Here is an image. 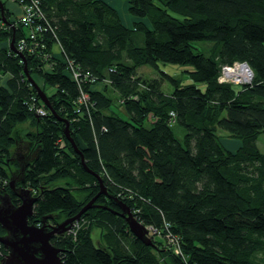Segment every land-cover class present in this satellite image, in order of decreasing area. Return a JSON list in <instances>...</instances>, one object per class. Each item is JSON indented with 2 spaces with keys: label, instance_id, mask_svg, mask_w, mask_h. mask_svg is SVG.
Instances as JSON below:
<instances>
[{
  "label": "trees",
  "instance_id": "16d2710c",
  "mask_svg": "<svg viewBox=\"0 0 264 264\" xmlns=\"http://www.w3.org/2000/svg\"><path fill=\"white\" fill-rule=\"evenodd\" d=\"M0 2L6 19L0 18V42L14 39L17 50L25 41L22 51L0 46V190L19 205L9 181L29 189L37 201L28 223L37 226L43 216L75 215L96 195L98 179L63 134L67 121L83 162L107 192L69 232L51 238L61 262L258 264L254 256L264 253V151L257 143L264 135V0H126L135 19L129 25L106 0ZM8 2L29 6L34 39L25 38L19 19L8 20ZM199 44L210 45L209 53ZM235 62L251 69L249 84L218 81L221 69ZM162 63L191 66L184 71L190 82L161 71ZM142 66L157 77L140 75ZM28 119L38 127L35 148L13 174V127ZM221 132L239 141L236 150L220 143ZM59 179L67 183L53 185ZM77 187L87 192L84 202L72 193ZM111 197L152 229L153 245L130 232ZM91 224L105 231L104 243L94 244ZM0 251L1 262L7 250L0 245Z\"/></svg>",
  "mask_w": 264,
  "mask_h": 264
},
{
  "label": "water",
  "instance_id": "95a60500",
  "mask_svg": "<svg viewBox=\"0 0 264 264\" xmlns=\"http://www.w3.org/2000/svg\"><path fill=\"white\" fill-rule=\"evenodd\" d=\"M0 8V18L4 22L6 19L3 16L1 2ZM9 47L11 51L17 52L14 46V39L11 40ZM24 73L43 104L50 107L45 93L33 81L26 68H24ZM63 134L73 147L75 153L80 156L85 171L92 175L94 174L98 179L99 191L75 215L62 220L56 225H48L46 223V220L51 218V215L43 216L41 218V225L37 226L28 223V219L32 216L33 206L37 201V197L32 195L29 189L17 187L15 180H10V192L19 199L20 203L19 205H14L10 194L8 192H1L0 190V228L4 231V234H0V245L7 250V253L1 260V264H63L59 257L60 250L50 244L51 238L54 235H60L68 231L71 224L77 221L87 210L99 207V205L95 204V200L99 195H107L101 178L91 172L83 162L82 153L69 133L67 121H65ZM15 140L11 158L17 159L19 162L20 156L22 157V155L26 154V151H32L35 148V142L23 140L21 137H16ZM26 164L27 161L24 162V165ZM112 199L119 207V211H116V213L124 218L130 232L145 245H153L148 236V229L133 217L130 208L116 198Z\"/></svg>",
  "mask_w": 264,
  "mask_h": 264
},
{
  "label": "rangeland",
  "instance_id": "374dc122",
  "mask_svg": "<svg viewBox=\"0 0 264 264\" xmlns=\"http://www.w3.org/2000/svg\"><path fill=\"white\" fill-rule=\"evenodd\" d=\"M107 1H108V3L111 4V6H113L117 10L118 15L120 16L122 22L125 25H129V23H128L129 15L126 11V2H125L126 0H107ZM21 12H22V8H21ZM21 16L22 15H20L17 19H19ZM0 45H3L2 47H7V48L9 46L8 42H6V41L0 42ZM197 46H198V49L201 50L202 52H204L206 54L209 53L208 50L210 48V45H208V44L200 45L199 44ZM159 69L163 72L170 74V75L181 78L182 82H184V83L190 82L189 78L187 77L186 73L184 72L186 70L189 71L192 69V67L189 65H174V64L162 63V64H159ZM139 73H140V75H142L146 78H153L154 76L157 77V75H158V73L155 72V70H153L149 67H146V66L140 67ZM104 88H106V87H104ZM48 92L51 93V91L49 89H48ZM110 93L112 94L111 91H110ZM111 97H114V96H111ZM112 109H113V111L117 112L119 109H121V107H117L116 103H114V107H112ZM122 117H123V115H122ZM172 128H173V132L175 133V136L179 140H182L183 135H184L183 129L179 128L176 125L173 126ZM37 131H38V127L35 125V123L31 119H28L25 122L17 123L13 127V134L12 135H13L14 139L16 137H21L23 140L35 142L34 141V134ZM218 138L220 140V143H222L225 146V148L230 150V151L236 150L240 144L239 141L232 139L230 136H228V134H226L224 132L218 133ZM257 143H258V146L261 149V151H264V135L259 136ZM60 145L61 146L65 145L63 138H60ZM12 147L10 149L11 155H12ZM17 163H18L17 159H13L12 166H11L12 170H13V174H16V172L18 171V164ZM66 183H67L66 179H59V180L55 181L53 183V185L54 184L55 185L56 184L57 185L58 184L65 185ZM17 186L20 187V186H22V184L20 185V183H18V181H17ZM70 186L73 187L74 185L71 184ZM72 193L79 200V202H84L85 197L87 196V192L83 188L77 187V189H73ZM65 218H66V216L64 214L54 213L53 217L49 220V222H46V223L48 225L57 224V223L61 222L62 220H64ZM95 223H97V222H95ZM92 224L90 227V236H91L94 244L98 245L100 243H104L105 242V240H104L105 239L104 238L105 231L100 227L99 224H94V225H92ZM0 233H1V230H0ZM0 257H2V255ZM253 260H254V262H256L258 264H264V253L255 255ZM0 264H1V262H0Z\"/></svg>",
  "mask_w": 264,
  "mask_h": 264
},
{
  "label": "built area",
  "instance_id": "2783aa9c",
  "mask_svg": "<svg viewBox=\"0 0 264 264\" xmlns=\"http://www.w3.org/2000/svg\"><path fill=\"white\" fill-rule=\"evenodd\" d=\"M4 1H13L17 3V1H23V0H4ZM21 8H22V16L19 18L18 21L28 31V34L25 38L34 39V37L36 36V32L34 31V29L37 30L38 28L37 26L34 27L32 12L29 6L24 5ZM24 49H25V41L20 40L17 43V50L22 51ZM252 76H253L252 71L245 62H235L232 65L225 66L221 69L220 75L218 77V81L220 83H230L235 86H242V85L249 84L251 82ZM73 79L77 81L78 75L76 73H73ZM36 113L42 114V111L39 110V111H36ZM72 225L70 226V229L72 228ZM146 228L148 229L149 234H150L152 229L148 227ZM70 229L67 232H69ZM167 241H168L167 243H169L173 247L174 253L176 255H179L180 251L178 249L176 240L168 236Z\"/></svg>",
  "mask_w": 264,
  "mask_h": 264
},
{
  "label": "crops",
  "instance_id": "0c3cea01",
  "mask_svg": "<svg viewBox=\"0 0 264 264\" xmlns=\"http://www.w3.org/2000/svg\"><path fill=\"white\" fill-rule=\"evenodd\" d=\"M1 1V0H0ZM107 1V0H106ZM108 2V1H107ZM110 4V3H109ZM111 5V4H110ZM113 7V6H112ZM4 8H5V10L8 12V15H9V18H8V20L10 21V22H14V21H16V19L20 16V13H21V10H20V8H19V6H17L16 4H14V3H10V2H8V3H5V5H4ZM114 8V7H113ZM115 9V8H114ZM0 10H1V8H0ZM116 10V9H115ZM135 19H132V17H128V23L130 24L132 21H134ZM1 47L3 46V45H0ZM53 50H54V52H56L57 50H58V47L57 46H54L53 47Z\"/></svg>",
  "mask_w": 264,
  "mask_h": 264
},
{
  "label": "flooded vegetation",
  "instance_id": "af4514ba",
  "mask_svg": "<svg viewBox=\"0 0 264 264\" xmlns=\"http://www.w3.org/2000/svg\"><path fill=\"white\" fill-rule=\"evenodd\" d=\"M21 160H22V157L20 156V157H19V162H20ZM1 192H2V191H1ZM46 225H47V224H46Z\"/></svg>",
  "mask_w": 264,
  "mask_h": 264
}]
</instances>
